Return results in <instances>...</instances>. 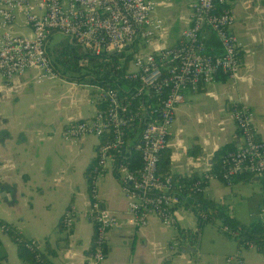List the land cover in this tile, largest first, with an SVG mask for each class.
<instances>
[{
  "label": "crops",
  "instance_id": "obj_1",
  "mask_svg": "<svg viewBox=\"0 0 264 264\" xmlns=\"http://www.w3.org/2000/svg\"><path fill=\"white\" fill-rule=\"evenodd\" d=\"M193 1L158 0L155 14L163 21L162 29L148 42L136 40L130 49L157 51L177 43L180 31L190 23ZM227 6L234 16L231 30L242 43L241 68L235 78L220 75L195 92L185 90L162 152V159H169L164 172L174 177L187 179L212 171L216 151L226 145V151L240 146L230 114L234 102L253 110L257 135L264 140V0H227ZM12 28L16 34L31 35L21 14ZM206 38L209 50L218 51L215 36L207 32ZM133 69L129 62L127 70ZM59 71L60 79L41 83L36 82V68L10 81L0 73V222L13 226L26 239L39 240L43 264H83L94 232L87 177L99 138L87 135L71 142L61 131L70 122L92 117L101 104L93 100L97 85L87 81L89 76L80 79V73ZM122 86V91L129 89ZM146 107L144 117L149 116ZM140 130L141 126H134L127 137L125 155L132 166L140 163L135 148ZM256 177L242 174L231 184L212 178L202 195L226 206L242 223L262 220L264 178ZM99 194L119 220L108 231L106 255L100 264H225V256L238 251L235 237L225 235L223 229L224 233L204 239V224L221 218L207 210L210 219L199 227L186 202L176 211L175 226L163 225L154 216L143 227L127 225V200L113 164L99 177ZM69 206L75 221L69 229L61 228L60 219ZM193 230L196 237L181 243L176 252L169 250L173 238ZM241 255L245 264H264V252L244 248ZM0 264H31L19 257L17 244L1 228Z\"/></svg>",
  "mask_w": 264,
  "mask_h": 264
},
{
  "label": "built area",
  "instance_id": "obj_2",
  "mask_svg": "<svg viewBox=\"0 0 264 264\" xmlns=\"http://www.w3.org/2000/svg\"><path fill=\"white\" fill-rule=\"evenodd\" d=\"M158 3V0H0V73L7 81L31 68L38 70V83L60 79V71L47 51V40L55 32L94 55L124 50L132 54L129 62L134 69L126 70L124 78L135 79L139 84L123 92L112 86H95L93 100L101 107L92 117L70 122L61 131L62 137L71 142L87 135L99 138L87 177L94 232L83 264L103 261L108 231L119 225L117 216L99 194V177L109 164L115 167L127 200L124 212L127 225L143 227L151 216L163 225H176V211L185 202V185L171 174L158 172L159 157L175 122V107L183 102L185 90L195 92L220 75L235 78L241 68L242 43L231 30L234 16L227 0H194L190 23L180 31L174 45L157 51L130 49L136 40L148 42L162 29L163 21L155 14ZM18 14L23 16L31 35L13 31ZM207 32L215 36L218 51L209 50ZM153 98L156 102L149 103ZM145 107L149 116L144 117ZM230 114L241 144L220 156L218 173L205 171L190 183L193 193L204 192L212 178L225 184H231L242 174L264 178V140L257 135L253 110L234 102ZM135 119L142 123L140 142L135 146L140 164L132 168L129 160L118 156L125 151ZM261 213L264 220V209ZM75 218L74 209L69 206L60 224L69 229ZM0 228L4 230L1 222ZM223 230L233 237L237 235L227 225ZM196 235V230L179 233L169 243V250L176 252L181 243ZM26 246L35 251L36 264H43L41 242L28 238ZM238 246L236 253L225 256V264H245L241 255L244 248L264 252V242L243 240Z\"/></svg>",
  "mask_w": 264,
  "mask_h": 264
},
{
  "label": "trees",
  "instance_id": "obj_3",
  "mask_svg": "<svg viewBox=\"0 0 264 264\" xmlns=\"http://www.w3.org/2000/svg\"><path fill=\"white\" fill-rule=\"evenodd\" d=\"M59 46H61V51L59 56L55 57L54 62L59 63L64 68V71H70L71 73L75 74L80 73V79H85V76H89V78H87V81H89L90 83H94L100 87L112 86L117 88L119 92H123L121 90V88L123 87L122 84H125V86L129 89H133L139 84L135 79L129 80L124 78V72L127 70L128 63L132 58V54L128 53V50L94 55L86 52L79 45L75 44L72 41H69V39L57 43L55 48L58 49ZM155 102L156 100L154 98L149 100V103L154 104ZM133 122L135 126H142V123L139 124L137 119L133 120ZM228 148V145H226L221 150L215 152V158L217 161L214 165V169H212V172L218 173L220 156L224 154L226 150H228ZM162 152L159 157L158 172L161 174H170L164 172L165 169H168L169 159L167 157H165V159H162ZM137 156V162H140L139 153ZM118 158L121 160H129L127 158V155H125V151L120 156H118ZM134 158L137 157L134 156ZM162 163L163 167H161ZM139 164H136L135 166L131 165V167L136 168L139 166ZM244 175L252 176L250 174ZM173 178L178 183L185 185L184 194L186 196H184L185 198L183 197V200L186 203L191 204V208L194 210L197 216L199 227L205 222V220L210 219L209 212L207 211L210 210L212 212L210 213L212 217H220L223 225H227L231 230L237 231V235H235V239L237 240V242H241L243 240L251 241L257 244L264 242V220H255L250 223H242L228 213V209L226 206L217 205L212 200L203 197V192L193 193L190 190L189 185L194 179L197 178V176H193L187 179L174 176ZM1 223L4 226L3 231L7 232L17 244L19 257L29 261L31 264H36L35 251L26 246L27 239L19 232H17L13 228V226L3 223L2 221ZM224 234L227 235L228 233Z\"/></svg>",
  "mask_w": 264,
  "mask_h": 264
},
{
  "label": "rangeland",
  "instance_id": "obj_4",
  "mask_svg": "<svg viewBox=\"0 0 264 264\" xmlns=\"http://www.w3.org/2000/svg\"><path fill=\"white\" fill-rule=\"evenodd\" d=\"M64 40H68V38L66 36H64L63 34L58 33V32L53 33L49 39V43L47 45V50H48L50 58H51L53 64L55 65V67H57L59 70L63 71L65 74L70 75V74H72L70 71H66V70L64 71V68L59 63L54 62L55 57L59 56L60 51H61L60 50L61 46H59L58 49H56L55 46L57 43L64 41ZM213 223L214 224H212V223H205L204 224L203 229H202V235H203L204 239L205 238L210 239V238L216 237L217 234H220V232L224 233L222 231L224 225L219 218L214 219ZM218 225H219V227H218ZM227 237L231 238L230 240H232V238H233L230 236H227Z\"/></svg>",
  "mask_w": 264,
  "mask_h": 264
},
{
  "label": "water",
  "instance_id": "obj_5",
  "mask_svg": "<svg viewBox=\"0 0 264 264\" xmlns=\"http://www.w3.org/2000/svg\"><path fill=\"white\" fill-rule=\"evenodd\" d=\"M256 179L258 180L259 178H258V177H256Z\"/></svg>",
  "mask_w": 264,
  "mask_h": 264
}]
</instances>
